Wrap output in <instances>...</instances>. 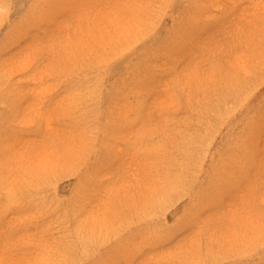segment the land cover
<instances>
[{
    "label": "rangeland",
    "instance_id": "1",
    "mask_svg": "<svg viewBox=\"0 0 264 264\" xmlns=\"http://www.w3.org/2000/svg\"><path fill=\"white\" fill-rule=\"evenodd\" d=\"M0 264H264V0H0Z\"/></svg>",
    "mask_w": 264,
    "mask_h": 264
}]
</instances>
